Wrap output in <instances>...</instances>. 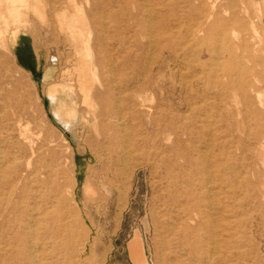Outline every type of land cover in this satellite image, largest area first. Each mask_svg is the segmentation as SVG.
<instances>
[{
	"label": "rangeland",
	"instance_id": "374dc122",
	"mask_svg": "<svg viewBox=\"0 0 264 264\" xmlns=\"http://www.w3.org/2000/svg\"><path fill=\"white\" fill-rule=\"evenodd\" d=\"M263 26L264 0H0V159L30 171L0 189V257L190 264L198 200L211 264H264ZM86 41L99 128L55 115Z\"/></svg>",
	"mask_w": 264,
	"mask_h": 264
},
{
	"label": "bare ground",
	"instance_id": "6f19581e",
	"mask_svg": "<svg viewBox=\"0 0 264 264\" xmlns=\"http://www.w3.org/2000/svg\"><path fill=\"white\" fill-rule=\"evenodd\" d=\"M72 29H73V27H71V30ZM77 40H78V38H77ZM89 46H90V44H89ZM89 46H88V42L86 41V47L85 46L84 47L86 48L85 49V53H86L85 60H87V61H84V63L79 64V60H80L79 57L81 54L79 52H76L78 59H77L76 64L72 65V67H71V74L73 76L74 81L76 82L79 93L82 97V101H79L77 99L74 92L70 93V96H71L70 102L71 103L70 104H62L61 108L58 109L57 111H55V115L58 117V119L62 123L69 124L70 120L72 118H74L76 116V114H78L79 111H81V116H82L81 119H83L86 122H87V119H89V120L93 119L94 126L96 128H99V119L97 117H95L96 112H97V107H98L97 103L95 102V98L98 97V98L103 99V102L101 105V110H102L101 115H104L107 117V112H111L112 106L109 104V106L107 108V87H106L107 86V78H105V76H103L101 79L98 76L100 74H98V75L96 74L97 73L96 66H98L99 68L102 67L101 60H99V59L95 60V64H93V67H95V68H93V67L89 68V65L91 63V58L93 56V54H92L93 52L90 50L92 47L90 48ZM216 50H217V47H216ZM92 79L96 80V82L98 81L99 83L102 84V86H104L103 91L95 92V98L91 97L92 87L90 85L89 80H92ZM103 83H104V85H103ZM50 88L48 90H50ZM48 93H49V98H50L51 102L55 104L59 100L58 90L52 89ZM81 105H85L87 107V109L86 110L81 109V107H82ZM90 110H93V112H94L92 116L90 115ZM252 114H253L252 117L254 118L258 115V112L254 111V113H252ZM249 129H250L251 134L253 136H255V131L252 130L251 126L249 127ZM4 157H5L4 165L2 163L3 161L0 159V163L2 164L1 168L5 169L3 178L0 177V189L2 190V192L6 193V195L11 197L14 194V192L16 191V181H20L21 180L20 177H22V176L27 177L29 175L30 171L28 170V167L22 168V166L19 162L20 154L16 148L11 147L10 149L7 148V150H4ZM125 166H126V164H125ZM208 169H209V167H208ZM61 173H62V171L59 170L58 175ZM213 192H214V190H213ZM200 205H202L200 201L194 200V201H192L190 206L187 208V215H188L189 221H192V222L195 221L194 225H189V224L187 225V245H188V250H189L188 255H189L190 264H211V259L214 257L216 251L214 253L213 252L210 253V250L208 247V240L210 238V234H209L210 223L207 220L206 214L200 210ZM212 209H213V207H212ZM225 244L228 247L227 240H226ZM20 249L21 250L19 252L21 253V251H22V256H21L22 260H24V263H27V259H26L25 255L23 256V253L25 252L24 251L25 246L23 245ZM15 258H16V256H14V252L12 251L11 253H9L3 257H0V264H9Z\"/></svg>",
	"mask_w": 264,
	"mask_h": 264
}]
</instances>
